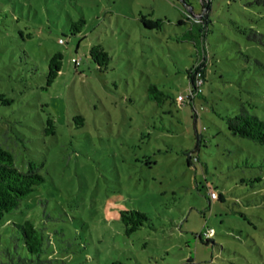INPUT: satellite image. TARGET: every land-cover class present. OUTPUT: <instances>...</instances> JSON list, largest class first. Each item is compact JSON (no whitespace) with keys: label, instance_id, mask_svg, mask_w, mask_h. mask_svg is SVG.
I'll list each match as a JSON object with an SVG mask.
<instances>
[{"label":"rangeland","instance_id":"1","mask_svg":"<svg viewBox=\"0 0 264 264\" xmlns=\"http://www.w3.org/2000/svg\"><path fill=\"white\" fill-rule=\"evenodd\" d=\"M254 30L264 33L258 0H0V92L12 99L0 100V144L44 176L0 220V264L7 250L29 254L13 223L25 219L51 239L44 264H264V144L226 121L241 104L264 119ZM97 43L111 56L103 68L89 55ZM203 58L189 100L186 70ZM150 83L169 94L161 104ZM133 208L149 220L126 233L120 211Z\"/></svg>","mask_w":264,"mask_h":264},{"label":"trees","instance_id":"2","mask_svg":"<svg viewBox=\"0 0 264 264\" xmlns=\"http://www.w3.org/2000/svg\"><path fill=\"white\" fill-rule=\"evenodd\" d=\"M258 1L264 2V0ZM210 2L211 0H202L203 6L207 9L210 8ZM210 21L211 19L208 17L207 12L194 20V24L198 26L199 36L205 37L207 26ZM84 23V17L79 18L77 21H73L71 24L72 31L74 33L81 31ZM143 23L149 28L160 25L159 21L151 19H143ZM251 38L264 44V33L262 32L254 30V35ZM89 55L100 68L106 67L111 58L109 52L101 43L92 45L89 50ZM62 59L63 53L61 51L53 53L50 57L47 74L48 84L52 83L59 74L62 67ZM206 65V58H203L186 70L190 80L189 94L187 95L189 100L194 99L202 90L201 85L206 79ZM198 76L202 78L200 84H197ZM147 96L161 104L169 97V94L158 88L155 83H150L147 87ZM0 100L8 104L12 99L6 96L5 93L0 92ZM180 101L184 102L185 99ZM78 117L81 122L83 117ZM52 121L51 118L48 119L51 128L47 127L46 129H50L54 132ZM226 121L228 129L234 135L247 137L264 144V119L252 112L245 104H241L239 110L234 114L227 115ZM42 181H44V176L40 172L39 165L35 161H30L26 169L20 168L17 165L13 151L0 144V220L5 212L17 209L21 202L27 198ZM120 217L124 222L126 233L137 230L145 221L149 220L146 212L136 208L122 209L120 211ZM13 223L21 232L24 246L29 254L21 255L17 251L13 252L7 250V260L3 261L2 264H44L45 259L43 258V253L51 243L49 235L44 232L43 228L36 226L31 219ZM200 238H203L202 232ZM210 240V237H206V242Z\"/></svg>","mask_w":264,"mask_h":264},{"label":"built area","instance_id":"3","mask_svg":"<svg viewBox=\"0 0 264 264\" xmlns=\"http://www.w3.org/2000/svg\"><path fill=\"white\" fill-rule=\"evenodd\" d=\"M60 42H64V39L63 38H60L59 39ZM72 60L78 65L80 63V61L73 57ZM202 82V78L200 76H198L197 78V84H200ZM179 100H184L186 97L183 95V94H180L178 96ZM209 195H210V198L213 199V198H216L217 197V192L215 191L214 187L212 185H209ZM215 232L214 228L211 227V228H208L206 230H204L202 232V235L205 236V237H210L213 233Z\"/></svg>","mask_w":264,"mask_h":264}]
</instances>
